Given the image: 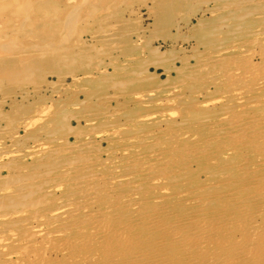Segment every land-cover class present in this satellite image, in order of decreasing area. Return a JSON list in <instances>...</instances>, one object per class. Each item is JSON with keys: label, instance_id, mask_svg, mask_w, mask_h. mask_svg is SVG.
<instances>
[{"label": "rangeland", "instance_id": "rangeland-1", "mask_svg": "<svg viewBox=\"0 0 264 264\" xmlns=\"http://www.w3.org/2000/svg\"><path fill=\"white\" fill-rule=\"evenodd\" d=\"M164 1L167 4H164ZM18 2L17 4L12 2L10 7L0 10V67L2 68V64L6 62H8L7 65L13 64L15 67H11V70L7 71L3 69L0 74V143L4 144L0 147V166L2 165L0 167V184L3 185H0V194L2 195L0 205L4 204V207L0 206V214L4 215V218L8 213L4 219L1 217L4 221L0 225V234L3 232V235H0V252L3 255L0 254V264L3 262L12 264L14 259L18 262L22 258L25 259L24 256L30 257H26L25 260L18 263L14 261V264L21 262V264L28 262V264H39V261L43 259L42 255L46 257H44V261H41V264H46V262L47 264H67L68 260L71 261L68 264H104L106 258H109L106 251H115L118 254L114 259L117 264H133L135 262L146 264L148 261H151L152 264H196V262L200 264L202 258V261L204 259L207 261L206 263L204 260L203 264H208L212 260L211 257L217 255L219 251L220 254H225L227 257L224 264H254L255 262V264H264V249L262 247L246 243L245 246L238 243L239 240L244 242V235L246 238L264 236V230L260 227L264 225V214H252L264 205V201L262 203L261 200L252 199V195H249V189L254 185L251 180H254V177L264 178V149H262V153L252 150L253 140L259 135L264 137V0H98V2L97 0H18ZM162 3L164 7L166 5L169 12L162 10ZM225 3L231 4L224 7ZM69 5H73L78 14L75 22L68 19L71 17L69 11L73 8ZM182 5L186 9H183ZM209 7H211L210 10H216L213 15L209 11L200 14L203 9H209ZM187 9H190L189 12ZM137 10L140 17L138 20L134 18V13ZM170 11L173 13L170 14ZM185 12L188 16L185 15ZM230 12H237L238 16L234 17ZM166 13L167 15L164 16ZM229 16L231 19L228 18ZM199 18L202 19L199 22L200 25L196 23ZM215 18L216 21H214ZM237 18L239 20L241 18V21H237ZM44 37L47 38L44 39ZM40 41H45L46 44L51 43L48 44L51 47L55 45L56 51L48 52L49 56L39 57L34 47L35 45L39 46V43H41L40 46L44 44ZM75 51L78 57L74 61L56 63L58 56L70 52L75 53ZM40 52H43V49ZM79 57L82 60H79ZM218 59L223 60L217 62ZM11 62L12 64H10ZM26 65L31 69L27 70L21 67ZM238 92L239 95H237ZM236 120L240 123H237ZM258 123H262L261 126ZM238 124H242V126H237ZM65 125L71 129V132H66ZM248 125L256 127L252 126L248 129ZM238 129H245L243 134L241 133L242 136L240 135L241 131L236 132ZM256 130L258 131L256 132ZM227 132L231 133L225 135ZM251 132L253 135H250ZM231 135L234 136L231 137ZM235 136L237 140L234 139ZM238 136H244L243 140L240 137L239 142ZM234 142L237 143L233 144ZM74 144L78 146H74ZM39 150L41 151L38 152ZM82 156L87 159V162L80 163L84 162ZM91 160L94 163H91ZM68 161H73L72 165L65 163ZM62 163L67 166L63 167L65 165ZM104 167L105 170H103ZM113 168L114 170H112ZM45 170H49V172L52 170V172L49 174ZM9 172L15 175H25L24 177L29 174L27 177L29 180L26 179V182L23 183L30 184V186H27L28 189L25 188L24 192L30 190L28 194L31 195V192L34 194L32 193L30 197L27 195L29 199L26 198V202L25 200L22 202L19 194L14 193L16 191L14 183L12 180L10 183L7 177ZM95 172L98 174L96 175ZM214 172L217 174L215 175ZM39 173L40 175H38ZM31 174L35 177L31 178ZM157 174L159 176L164 174V176L157 177ZM84 175H87L86 177L89 179L80 178ZM96 176L102 177L100 179ZM31 179L33 180L31 181ZM92 179L95 185L99 184L97 187H106L103 188L108 196L105 200L101 198L94 203V200H91L87 194L80 195L79 191L83 189L84 180L90 184ZM110 180L113 181L112 184ZM37 182L41 184H37ZM42 182H46L45 185ZM6 183H8L7 188L10 189L6 188ZM33 184H36L37 187ZM124 184H128V186ZM37 188L40 190L35 192ZM3 192L8 193V196H3ZM48 192L50 194H47ZM43 194L44 196H42ZM33 199L37 200L34 202ZM45 200L50 202H44ZM37 201L44 204L41 205ZM67 201L70 205L66 203ZM80 202L85 203L80 204ZM9 203L19 206L14 207L13 204V207H10ZM28 205L34 206L29 209ZM5 207L7 208L4 209ZM22 207L29 208H24L25 210L22 211ZM114 209L117 210V218L121 217L119 220L109 218L111 217L109 215H116ZM12 210L16 211L9 213ZM57 210L58 212H56ZM96 210L97 212H95ZM153 210L154 212H152ZM18 211L19 214H17ZM110 211L114 213L111 214ZM242 212L252 214V217L249 218L245 215L242 220ZM57 213L59 216L54 217L57 218L55 220L52 217L58 215ZM94 213L95 215H92ZM15 214L17 215L15 216ZM144 215L158 219V221L154 219L153 223L156 222L160 229L154 230L148 221L140 223L141 221L138 220ZM89 216L97 217L99 223L102 221L100 229L104 230L106 226L111 228H106L107 230L105 229L103 234L98 229L96 236L89 234L85 228L79 232L81 234L75 236L74 223H79ZM195 216L199 217L198 221ZM127 217L129 220L126 219ZM15 219L16 222L23 220L22 224L18 223L20 227L18 225L15 226L17 229L10 228L8 225L5 227L9 221ZM26 220L27 222H25ZM107 220L109 224H106ZM30 221L34 222V225L39 223L41 229L49 232V235L56 230L54 235L57 236V232L61 228L64 229L58 233L60 236H54L52 239L50 237L53 241L52 244L56 243L53 248L51 247L52 249L48 246L50 244L47 243L45 246L46 241L39 238L31 237V243L27 242L28 237L23 235H28ZM195 221L199 224H194ZM220 223L222 224L220 225ZM62 224L64 225L62 226ZM71 224L73 225L68 227ZM165 224L166 226L163 227L162 225ZM183 224L187 228L186 230H183L185 229ZM185 224L190 225L187 227ZM203 224L205 225L203 226ZM122 226L125 227L121 229ZM195 227L204 228V232L208 233H204V236L203 233H201L202 235L198 234ZM216 227L218 228L216 229ZM181 228L183 229L181 230ZM172 229L178 230L180 235L176 236L175 234L178 232L172 231ZM210 229L216 230L211 231ZM111 230L112 233L107 234ZM191 230H195L193 232L195 235ZM113 231L117 233L114 234ZM165 233L167 234L165 235ZM121 234L124 236L118 237ZM184 234L186 236L190 234L187 237L188 240L192 235L194 237L199 235L193 237L196 240L195 244L199 247H196L192 241L193 238L189 242ZM110 235L111 237H109ZM173 235L175 236L173 237ZM207 235L208 238H206ZM210 235L212 238H209ZM214 235H216V240H214ZM124 237H126L124 241L130 245L120 242ZM77 238L82 242L81 240L79 242ZM68 239L70 240L68 241ZM179 239H181V243L178 242ZM5 240L6 242H4ZM63 240H66L67 244L58 243ZM37 241L41 242L45 248L43 245H38ZM186 242L190 244L193 242L192 245L195 247ZM119 243H122L121 246ZM186 244H188L187 248ZM24 245L27 248L32 246L31 248H35L36 251L31 248L25 250L26 247H22ZM80 245L82 248L79 249ZM9 246L12 249L8 250ZM16 246H19L18 250ZM127 246L131 249L130 251L134 248L135 250L139 249L138 251L143 252V257H140L141 259L132 258V252H129ZM114 247H116L115 250ZM199 248H206L205 251L208 254L204 252V249ZM6 250L7 252H5ZM16 251L19 252L14 253ZM33 252L35 254L38 252L39 255L36 256ZM29 253L31 254L29 255ZM122 253H126V257ZM134 253L136 252L134 251ZM149 253L150 255H148ZM187 254L189 255L186 256ZM19 255L22 258H18ZM39 256L41 257L38 258ZM223 257L225 258L224 255ZM238 257L241 258L238 259ZM27 259L28 262H26ZM120 260L122 261L119 262ZM145 260L148 261L144 262ZM182 260L186 262L184 263ZM216 263L221 264L219 261L211 264Z\"/></svg>", "mask_w": 264, "mask_h": 264}, {"label": "bare ground", "instance_id": "bare-ground-1", "mask_svg": "<svg viewBox=\"0 0 264 264\" xmlns=\"http://www.w3.org/2000/svg\"><path fill=\"white\" fill-rule=\"evenodd\" d=\"M85 1H86V0H85ZM110 1H111V0H110ZM167 1H168V0H167ZM245 1H246V0H245ZM12 2H13V3H16V4L19 3L18 0H0V10H2V9H6L7 7H10V4H11ZM94 2H95V1H94ZM97 2H98V0H97ZM175 2H178V1H175ZM46 3H47V2H46ZM227 3H228V2H227ZM240 3H241V2H240ZM93 4H94V3H93ZM101 4H102V3H101ZM158 4H159V3H158ZM164 4H167V2L164 1ZM225 4H226V3H225ZM229 4H231V3H229ZM229 4H228V5H229ZM45 5H46V4H45ZM95 5H96V4H95ZM184 5H186V4H184ZM184 5H182V7H183V9H186V8L184 7ZM228 5L226 4V5H224V7H225V6H228ZM237 5H238V4H237ZM19 6H20V4H19ZM67 6H68V5H67ZM69 6H71V5H69ZM76 6H77V5H76ZM86 6H88V5H86ZM92 6H93V5H92ZM161 6H163V8H162V7H161V8H162V10H163L164 12H167V11L169 12V9L166 7V5H165V7H164V5H163V3H162ZM229 6H230V5H229ZM64 7H65V6H64ZM71 7H73V5H72ZM187 7H188V6H187ZM217 7H218V6H217ZM220 7H221V6H220ZM224 7H222V8H224ZM16 8H18V7L16 6ZM76 8H77V7H76ZM92 8H94V6H93ZM95 8H96V7H95ZM161 8H160V10H161ZM210 8H211V7H209V9H207V8H206L205 10L203 9V11L200 12V14L202 15V14H204L206 11H209V12L213 15V12L216 11V10H214V9H216V8H215V6H214V9H212V10H210ZM222 8H221V9H222ZM18 9H19V8H18ZM18 9H17V10H18ZM42 9L44 10L45 8H42ZM48 9H49V8H48ZM52 9H53V8H52ZM59 9H60V8H59ZM87 9H88V8H87ZM190 9H192V8H190ZM190 9H187L188 12H189ZM70 10H71V11H69V12H70V14H71V17H68V16H67V17H68V19H71L72 22H75V20L78 18V14L76 13V9H75V7H73V8H71ZM92 10H93V9H92ZM170 10H172V9L170 8ZM24 11H25V10H24ZM82 11H83V10H82ZM172 11H173V10H172ZM58 12H59V11H58ZM138 12H139V11L137 10V12L134 13L135 17H134V15H133V17H134L136 20L140 19ZM59 13H60V12H59ZM172 13H173V12H172ZM172 13H171V11H170V14H172ZM185 13H186V14H185ZM185 13H184V14L187 15V12H185ZM194 13H195V11H194ZM210 13H208V14H210ZM230 13H232L234 17L238 16L237 12H235V13H234V12H230ZM44 14H45V13H44ZM52 14H53V13H52ZM70 14H69V16H70ZM159 14H160V12H159ZM170 14H169V15H170ZM190 14H191V13H190ZM211 14H210V15H211ZM249 14H250V13H249ZM23 15H24V14H23ZM29 15H30V14H29ZM89 15H90V14H89ZM162 15H164V14H162ZM166 15H167V13H166L164 16H166ZM191 15H193V14H191ZM201 15H200V16H201ZM205 15H206V14H205ZM212 15H211V16H212ZM244 15H245V14H244ZM140 16H141V15H140ZM187 16H188V15H187ZM200 16H198V17H200ZM138 17H139V18H138ZM189 17H190V15H189ZM189 17H188V18H189ZM240 17H241V16H240ZM188 18H187V19H188ZM221 18H222V17H221ZM221 18H220V20H221ZM228 18H230V16H229ZM68 19H67V20H68ZM156 19H157V18H156ZM205 19H206V18H205ZM230 19H231V18H230ZM230 19H229V20H230ZM235 19H236V18H235ZM235 19H233V20H235ZM22 20H23V19H22ZM136 20H135V21H136ZM201 20H202L201 18L197 19V20H196V23H197L198 25H200L199 22H201ZM209 20H210V19H209ZM238 20H239V19L237 18V21H238ZM71 21H70V22H71ZM210 21H211V20H210ZM212 21H213V19H212ZM214 21H216V18H215ZM223 21H224V20H223ZM227 21H228V20H227ZM239 21H241V18H240ZM136 22H137V21H136ZM167 23H168V22H167ZM185 23H187V22H185ZM213 23H215V22H213ZM222 23H223V22H222ZM236 23H240V22H236ZM236 23H235V24H236ZM197 24H196V25H197ZM208 24H209V23H208ZM235 24H234V25H235ZM60 25H61V24H60ZM19 26H20V25H19ZM33 26H34V25H33ZM221 26L223 27L224 25L222 24ZM65 27H66V25H65ZM219 27H220V26H219ZM237 27H240V26H237ZM5 28H6V27H5ZM17 28H18V27H17ZM48 28H49V27H48ZM57 28H58V27H57ZM79 28H80V27H79ZM209 28L212 29L211 27H209ZM21 29H22V28H21ZM210 29H209V30H210ZM55 30H56V29H55ZM222 30H223V29H222ZM59 31H60V30H59ZM50 32H51V31H50ZM63 32H64V31H63ZM55 33H56V32H55ZM213 33L215 34V33H217V32H213ZM37 34H38V33H37ZM217 34H219V33H217ZM252 34H253V33H252ZM15 36H16V35H15ZM204 36L206 37V35H204ZM52 37H53V36H52ZM34 38H35V36H34ZM46 38H47V37H46ZM46 38L44 37V39H46ZM57 38H59V37H57ZM11 39H12V38H11ZM44 39H43V40H44ZM51 39H52V38H51ZM59 39H60V38H59ZM41 40H42V39H41ZM49 40H50V39H49ZM40 42H42V43L44 42V44H43L42 46H40L41 43H39V44H40L39 46H38V45H37V46L35 45V47H34V49L37 50V52H38L37 55H38L39 57H45V56H47V55L49 56V55H50V54H49L50 52H55V51H56V49H55V45L51 47V46H48L49 43L46 44L45 41H40ZM49 42H50V41H49ZM52 42H53V41H52ZM85 43H87V42H85ZM90 43H91V41H90ZM19 44H20V43H19ZM50 44H51V43H50ZM50 44H49V45H50ZM52 44H53V43H52ZM57 44H58V43H57ZM91 44H93V43H91ZM91 44H90V45H91ZM21 45H22V44H21ZM87 45H88V44H87ZM257 45H258V44H257ZM92 46H93V45H92ZM234 46H235V45H234ZM234 46H233V47H234ZM49 47H51V48H49ZM85 47H86V46H85ZM89 47H90V46H89ZM89 47H88V48H89ZM231 47H232V46H231ZM233 47H232V48H233ZM65 48H66V47H65ZM82 48H83V47H82ZM238 48H239V47H238ZM260 48H262V47H260ZM3 49H4V48H3ZM41 49H43V52H40ZM59 49H60V48H59ZM83 50H84V48H83ZM226 50H227V49H226ZM80 51H81V50H80ZM255 51H256V50H255ZM30 52H31V51H30ZM30 52H29V53H30ZM33 52H34V50H33ZM35 52H36V51H35ZM48 52H49V53H48ZM58 52H59V51H58ZM82 52H83V51H82ZM85 53H86V52H85ZM241 53H242V52H241ZM241 53H240V54H241ZM30 55H31V54H30ZM57 55H58V54H57ZM78 55H79V54H78ZM245 55H246V54H245ZM245 55H244V56H245ZM80 56H81V55H80ZM161 56H162V55H161ZM259 56H260V55H259ZM55 57H56V55H55ZM77 57H78V56H77L76 51H75V53L70 52V53L63 54V55L58 56L56 63H57V62H60V61H63V63H64V62H65V63H66V62H69V63H70V61H71V62L74 61L75 58H77ZM88 57H89V56H88ZM159 57H160V56H159ZM245 57H246V56H245ZM263 57H264V56H263ZM52 58H54V57H52ZM85 58H86V57H85ZM215 58H216V57H215ZM217 58H219V57H217ZM220 58H223V57H220ZM79 60H82V59H80V57H79ZM79 60H78V61H79ZM84 60H85V59H84ZM162 60H163V59H162ZM212 60H213V59H212ZM221 60H223V59H218L217 62H220ZM39 62H40V61H39ZM204 62H205V61H204ZM6 63H8V62H6ZM6 63H5V64H2V65H3L2 68L0 67V74L3 72V69L7 71V70H11V67H13L12 62L10 63V64H12L11 66H10V65H7ZM13 63H15V62H13ZM15 64H17V63H15ZM54 64H55V63H54ZM221 64H222V63H221ZM84 65H85V64H84ZM14 66H15V65H14ZM56 66H57V65H56ZM212 66H213V65L211 64V67H212ZM219 66H220V64H219ZM235 66H237V65H235ZM256 66H257V65H256ZM260 66H262V65H260ZM21 67H22V68H25V69H27V70L31 69V67H28L27 65H26V66H21ZM206 67H207V66H206ZM13 68H15V67H13ZM257 68H258V67H257ZM260 68H262V67H260ZM244 69H245V68H244ZM252 70H253V69H252ZM227 71H228V70H227ZM227 71H226V73L229 72V71H228V72H227ZM230 72H231V71H230ZM259 72H261V71H259ZM88 73H89V72H88ZM103 73H104V72H103ZM233 73H234V72H233ZM20 74H21V73H20ZM100 74H101V73H100ZM104 74H105V73H104ZM104 74H102V75H104ZM106 74H107V73H106ZM230 74H231V73H230ZM259 74H261V73H259ZM85 75H86V74H85ZM231 75H233V74H231ZM235 75L237 76L238 74H235ZM106 76H108V75H106ZM238 76H239V75H238ZM243 77H244V76H243ZM230 78H231V77H230ZM239 79H240V78H239ZM263 79H264V78H263ZM253 80H254V79H253ZM261 80H262V79H261ZM261 80H260V81H261ZM260 83H261V82H260ZM263 83H264V81H263ZM261 84H262V83H261ZM120 85H121V84H120ZM258 85H259V83H258ZM261 88H262V87H261ZM259 89H260V88H259ZM240 94H241V93H240ZM235 95H236V94H235ZM237 95H239V92H238ZM240 97H241V96H240ZM247 97H248V96H247ZM239 99H240V98H239ZM239 101H240V100H239ZM41 112H42V111H41ZM249 120H250V119H249ZM251 120H252V119H251ZM254 120H255V119H254ZM243 121H245V120H243ZM236 122H237V120H236ZM245 122H247V121H245ZM251 122H253V121H251ZM251 122H250V123H251ZM179 123H180V122H179ZM200 123H201V122H200ZM237 123H240V122L238 121ZM247 123H248V122H247ZM62 124H63V123H62ZM205 124H206V123H205ZM233 124H234V122H233ZM248 124H249V123H248ZM259 124H260V126H261L262 123H258V125H259ZM263 124H264V123H263ZM235 125H236V124H235ZM250 125H251V124H250ZM255 125L257 126V124H255ZM255 125H252L253 128L256 127ZM237 126H240V127H241L242 124H238ZM237 126H236V128H239V127H237ZM244 126H247V125L244 124ZM252 126H250V127H252ZM254 126H255V127H254ZM72 127H73V126H72ZM227 127H228V126H227ZM250 127H249V125H248V129H249ZM62 128H63V127H62ZM64 128L67 130V131L65 130L66 132H71V129H69L66 125L64 126ZM202 128H203V127H202ZM224 128H225V127H224ZM244 128H245V127H244ZM210 129H211V128H210ZM234 129H235V127H234ZM234 129H233V130H234ZM227 130H228V129H227ZM229 130H230V129H229ZM231 130H232V129H231ZM244 130H245V129H244ZM244 130H242V129H238V130H236V132L241 131V132H240V135H241V133L243 134ZM246 130H247V129H246ZM261 130H262V129H261ZM224 131H225V130H224ZM257 131H258V130H256V132H257ZM0 132H1V131H0ZM236 132H235V133H236ZM253 132H254V131H253ZM176 133H177V132H176ZM223 133H224V132H223ZM223 133H222V135H223ZM230 133H231V132H230ZM230 133L227 132L225 135H228V134H230ZM258 133H259V132H258ZM258 133H257V134H258ZM262 133H263V132H262ZM233 134H234V133H233ZM251 134H252V132L250 133V135H251ZM254 134H255V133H254ZM260 134H261V133H260ZM235 135H236V134H235ZM238 135H239V134H238ZM244 135H245V134H244ZM252 135H253V134H252ZM258 135H259V134H258ZM184 136H186V135H184ZM216 136H217V134H216ZM216 136H215V137H216ZM233 136H234V135H233ZM233 136L231 135V137H233ZM241 136H242V135H241ZM241 136H238V139H239ZM254 136H255V135H254ZM261 136H262V135H261ZM181 137H182V136H181ZM228 137H229V136H228ZM243 137H244V136H243ZM243 137H241V140H243V139H242ZM259 137H260V135H259L257 138H259ZM10 138H11V137H10ZM172 138H173V137H172ZM172 138H171V139H172ZM211 138H212V137H211ZM255 138H256V136H255ZM255 138H253V139H255ZM257 138H256V139H257ZM234 139L237 140V137L235 136ZM253 139H252V140H253ZM256 139H255V140H256ZM33 140H34V139H33ZM156 140H158V139H156ZM255 140H253L252 150H253V151H256V152H259V153H262V152H263L262 149H264V137H260V138L258 139V141H256V142H255ZM89 141H90V140H89ZM238 141L240 142V139H239ZM35 142H36V141H35ZM83 143H84V141H83ZM133 143H134V142H133ZM133 143H132V144H133ZM205 143H206V142H205ZM231 143H232V142H231ZM235 143H237V142H234L233 144H235ZM64 144H65V143H64ZM77 144H78V143H77ZM174 144H175V143H174ZM174 144H173V145H174ZM75 145H76V144H74V146H75ZM88 145H89V144H88ZM242 145H243V144H242ZM2 146H4V144H3V143H0V147H2ZM76 146H78V145H76ZM79 146H80V145H79ZM85 146H86V145H85ZM230 146H231V145H230ZM249 146H250V145H249ZM63 147H64V146H63ZM65 147H66V146H65ZM82 147H83V146H82ZM147 147H148V146H147ZM174 147H175V146H174ZM194 147H195V146H194ZM232 147H233V146H232ZM232 147H231V148H232ZM237 147H239V146H237ZM56 148H58V147H56ZM68 148H69V147H68ZM149 148H150V147H149ZM149 148H148V150H149ZM176 148H177V147H176ZM176 148H173V149H176ZM189 148H190V147H189ZM0 149H1V148H0ZM78 149H79V147H78ZM173 149H171V150H173ZM192 149H193V148H192ZM199 149H200V148H199ZM201 149H202V148H201ZM232 149H235V148H232ZM57 150H58V149H57ZM57 150H56V151H57ZM61 150H62V149H61ZM65 150H66V149H65ZM68 150H69V149H68ZM87 150L89 151V149H87ZM95 150H96V149H95ZM185 150H188V149H185ZM197 150H198V149H197ZM197 150H196V151H197ZM40 151H41V150H39L38 152H40ZM43 151H44V149H43ZM62 151H63V150H62ZM85 151H86V150H85ZM96 151H98V150H96ZM96 151H95V152H96ZM238 151H239V150H238ZM4 152H5V151H4ZM4 152H1V153H4ZM35 152H36V151H35ZM53 152H54V150H53ZM64 152H65V151H64ZM64 152H63V153H64ZM68 152H69V151H68ZM78 152L81 153V151H78ZM82 152H83V151H82ZM140 152H141V151H140ZM152 152H154V151H152ZM185 152L187 153V151H185ZM242 152H243V151H242ZM55 153H56V152H55ZM55 153H54V154H55ZM57 153H58V152H57ZM74 153H75V152H74ZM34 154H35V153H34ZM76 154L78 155L79 153H76ZM133 154H134V153H133ZM6 155H7V154H6ZM8 155H9V154H8ZM29 155H30V154H29ZM80 155H83V154H80ZM142 155H143V154H142ZM66 156H67V155H66ZM138 156H139V155H138ZM138 156H136V157H138ZM260 156H261V155H260ZM260 156H259V157H260ZM5 157H6V156H5ZM5 157H4V158H5ZM78 157H79V156H78ZM82 157H83V156H82ZM82 157H81V158H82ZM91 157H92V156H91ZM111 157H112V156H111ZM150 157H151V156H150ZM185 157H186V156H185ZM11 158H12V157H11ZM68 158H70V157H68ZM76 158H77V157H76ZM81 158H80V159H81ZM83 158H84V157H83ZM94 158H95V156H94ZM115 158H116V157H115ZM176 158H177V157H176ZM186 158H187V157H186ZM45 159H47V158H45ZM59 159H60V158H59ZM80 159H79V160H80ZM88 159H89V158H88ZM98 159H99V158H98ZM15 160H16V159H15ZM62 160H63V159H62ZM75 160H76V159H75ZM86 160H87V159L84 158V160H83L84 162L81 161L80 163H85ZM95 160H96V159H95ZM103 160H104V159H103ZM112 160H113V159H112ZM165 160H166V159H165ZM52 161H53V160H52ZM76 161H77V160H76ZM91 161H92V160H91ZM141 161H142V160H141ZM72 162H73V161H68V162H65V163H68V164L72 165ZM86 162H87V161H86ZM105 162H106V161H105ZM136 162H137V161H136ZM139 162H140V161H139ZM262 162H263V161H262ZM262 162H260V163H262ZM74 163H76V162H74ZM91 163H94V162L92 161ZM116 163H117V162H116ZM133 163H134V162H133ZM258 163H259V162H258ZM62 164H64V163H62ZM145 164H146V163H145ZM164 164H165V163H164ZM64 165H65V164H64ZM82 165H84V164H82ZM99 165H101V164H99ZM103 165H104V164H103ZM107 165H108V164H107ZM118 165H119V164H118ZM166 165H167V164H166ZM183 165H184V164H183ZM1 166H2V165H1ZM1 166H0V167H1ZM66 166H67V165H65V166H63V167H66ZM68 166H69V165H68ZM96 166H98V165H96ZM133 166H134V165H133ZM141 166H142V165H141ZM152 166H153V165H152ZM57 167H58V166H57ZM63 167H62V168H63ZM82 167H83V166H82ZM94 167H95V166H94ZM94 167H92V168H94ZM134 167H135V166H134ZM134 167H133V168H134ZM149 167L151 168V166H149ZM164 167H165V166H164ZM176 167H177V166H176ZM178 167H179V166H178ZM241 167H242V166H241ZM261 167H262V166H261ZM44 168H45V167H44ZM48 168H49V167H48ZM48 168H46V169H48ZM50 168H51V167H50ZM90 168H91V167H90ZM115 168H116V167H115ZM133 168H132V169H133ZM143 168H144V166H143ZM150 168H149V169H150ZM158 168H159V167H158ZM239 168H240V167H239ZM257 168H258V167H257ZM257 168H256V169H257ZM55 169H56V168H55ZM74 169H75V168H74ZM81 169H82V168H81ZM86 169H87V168H86ZM86 169H85V171H86ZM101 169H102V167H101ZM116 169H117V168H116ZM125 169H126V168H125ZM132 169H131V170H132ZM139 169H140V168H139ZM151 169H152V168H151ZM16 170H17V169H16ZM20 170L23 171V169H20ZM42 170H43V169H42ZM72 170H73V169H72ZM72 170H71V171H72ZM103 170H105V167H104ZM112 170H114V168H113ZM128 170H129V169H128ZM134 170H135V169H134ZM33 171H34V170H33ZM35 171H36V170H35ZM45 171H47L49 174H50V172H52V170H51L50 172H49V170H45ZM125 171H126V170H125ZM142 171H143V170H142ZM142 171H141V172H142ZM147 171H148V170H147ZM162 171H164V170L162 169ZM231 171H233V170H231ZM242 171H243V169H242ZM43 172H44V171H43ZM67 172H68V171H67ZM90 172H91V171H90ZM118 172H119V171H118ZM143 172H144V171H143ZM212 172H213V171H212ZM239 172H240V171H239ZM12 173H13V172H12ZM28 173L30 174V171H28ZM31 173H32V171H31ZM41 173H42V172H41ZM48 173H47V174H48ZM58 173H59V172H58ZM64 173L66 174V171H64ZM75 173L78 174L77 172H75ZM95 173H96V175L98 174L97 172H95ZM105 173H106V172H105ZM107 173H108V172H107ZM29 174H27V175L29 176ZM32 174H33V173H32ZM32 174L30 175L31 178H32V176H34V175H32ZM35 174H36V173H35ZM45 174H46V172L44 173V175H45ZM88 174H89V173H88ZM92 174H93V173H92ZM92 174H91V175H92ZM158 174H159V173H158ZM158 174H157V175H158ZM164 174H165V173H164ZM164 174H163V176H164ZM167 174H168V173H167ZM169 174H170V173H169ZM214 174L216 175L217 173L214 172ZM234 174H235V173H234ZM36 175H37V174H36ZM38 175H40V173H39ZM60 175H61V174H60ZM62 175H63V174H62ZM69 175H70V174H69ZM69 175H68V176H69ZM73 175H74V173H73ZM89 175H90V174H89ZM101 175H102V176H106L105 174H104V175L101 174ZM24 176H25V175H24ZM24 176H22V175H18V174H17V175H15V174H11L10 172L7 174V177L9 178L8 181L10 182V180H12V183H14V187H15L14 190H16L14 193L19 194L18 196H19L20 198H22V199H20V200H21V201H22V200H23V201L25 200V202H26V198L30 197V196L32 195V193L34 194V192H31V193H30L31 195L28 194V192H29L30 190H28V192H24V191H25L24 189H25V188L28 189L27 186H30V184L25 185V184L23 183L24 181L26 182V179H27V177H28V176H27V177H24ZM53 176H54V175H53ZM53 176H52V177H53ZM56 176H58V175H56ZM86 176H87V175H84L85 178H84L83 176H81L80 178H81V179H82V178H83V179H86V178L89 179V178L86 177ZM93 176H94V175H93ZM93 176H89V177H93ZM102 176H100V177L98 176V177L101 179ZM121 176H123V175H121ZM121 176H120V177H121ZM160 176H162V175H160ZM160 176L158 175L157 177H160ZM163 176H162V177H163ZM0 177H1V176H0ZM34 177H35V176H34ZM37 177H38V176H37ZM52 177H51V178H52ZM58 177H59V176H58ZM62 177H63V176H62ZM96 177H97V176H96ZM96 177H95V178H96ZM98 177H97V178H98ZM110 177H111V176H110ZM118 177H119V176H118ZM23 178H25V179L23 180ZM39 178H40V177H39ZM41 178H42V177H41ZM68 178H69V177H68ZM76 178H77V177H76ZM78 178H79V177H78ZM93 178H94V177H93ZM103 178H104V177H103ZM154 178H155V177H154ZM154 178H153V179H154ZM252 178H253V177H252ZM252 178H251V179H252ZM6 179H7V178H6ZM6 179H5V180H6ZM36 179H37V178H36ZM36 179H34V180H36ZM54 179H55V178H54ZM65 179H67V178H65ZM81 179H78V180H81ZM90 179H91V178H90ZM110 179H111V178H110ZM151 179H152V178H151ZM251 179H250V180H251ZM27 180H29V179H27ZM32 180H33V179H31V181H32ZM59 180H60V179H59ZM96 180H97V179H96ZM108 180H109V179H108ZM117 180H118V179H117ZM147 180H148V179H147ZM158 180H159V179H158ZM158 180H157V181H158ZM8 181H7V182H8ZM48 181H49V178H48ZM69 181H70V180H69ZM71 181H72V180H71ZM71 181H70V182H71ZM74 181H75V180H74ZM74 181H73V182H74ZM76 181H77V180H76ZM98 181H99V180H98ZM100 181H101V180H100ZM115 181H116V179H115ZM127 181H128V180H127ZM251 181L254 182V183H253L254 185L251 186V188L249 189V190H250L249 195H252V197H251L252 199L257 198V199L261 200L262 203H263V201H264V178H259V177L256 178V177H254V180H251ZM4 182H5V181H4ZM9 182H8V183H9ZM46 182H47V180H46ZM46 182H45V183H46ZM111 182H113V181L110 180V183H111ZM118 182H119V181H118ZM153 182H155V181H153ZM1 183H2V182H1ZM8 183H6V188H7ZM10 183H11V182H10ZM38 183H39V182H37V184H38ZM45 183L42 182V184H44V185H45ZM64 183H65V182H64ZM96 183H97V182H96ZM101 183H103V182H101ZM31 184H32V183H31ZM39 184H41V183H39ZM55 184H56V183H55ZM82 184H83V186H82L83 189H82L81 191H79L80 195H82V194H87V195L90 197L91 200H94V203L97 202V201H99V200H101V198L104 199V200L106 199L107 193H106V191L103 189L105 186H103V188H99V187H97L99 184H98V185H95L94 182H93V179H92V182H91L90 184H89V182L86 181V180H84V182H83ZM111 184H112V183H111ZM131 184H132V183H131ZM133 184H134V183H133ZM0 185H1V184H0ZM34 185H36V184H33V186H34ZM56 185H57V184H56ZM79 185H80V184H79ZM79 185H78V186H79ZM104 185H106V184H104ZM120 185H122V184H120ZM120 185H119V187H120ZM124 185H126V184H124ZM215 185H217V184H215ZM1 186H3V185H1ZM40 186H41V185H40ZM53 186H55V185H53ZM73 186H74V185H73ZM111 186H112V185H111ZM122 186H123V185H122ZM126 186H128V184H127ZM230 186H231V185H230ZM35 187H37V185H36ZM38 187H39V186H38ZM75 187H77V186H75ZM101 187H102V186H101ZM115 187H116V186H115ZM138 187H139V186H138ZM204 187H205V186H204ZM2 188H3V187H2ZM4 188H5V187H4ZM105 188H106V187H105ZM109 188H110V186H109ZM151 188H152V187H151ZM228 188H229V187H228ZM7 189H10V188H7ZM38 189L40 190V188H37V189H35V192H36V190L38 191ZM41 189H42V188H41ZM45 189H46V188H45ZM111 189H112V188H111ZM137 189H138V188H137ZM161 189H162V188H161ZM0 190H1V189H0ZM47 190H48V188H47ZM79 190H80V189H79ZM113 190H114V189H113ZM113 190H112V191H113ZM135 190H136V189H135ZM135 190H134V191H135ZM225 190H226V189H225ZM12 191H13V190H12ZM32 191H34V190H32ZM70 191H71V190H70ZM109 191H110V190H109ZM131 191H132V190H131ZM134 191H133V192H134ZM136 191H137V190H136ZM162 191H165V190H162ZM46 192H47V191H46ZM129 192H130V189H129ZM129 192H127V193H129ZM165 192H166V191H165ZM53 193H54V192H53ZM120 193H121V192H120ZM125 193H126V192H125ZM125 193H124V194H125ZM156 193H157V192H156ZM7 194H8V193H7ZM7 194H6V192H3V196H8ZM10 194H11V193H10ZM47 194H50V193L48 192ZM69 194H70V193H69ZM77 194H78V193H77ZM0 195H1V194H0ZM27 195H29V196L27 197ZM78 195H79V194H78ZM121 195H123V194L121 193ZM131 195H132V194H131ZM143 195H144V194H143ZM36 196H38V195H36ZM42 196H44V194H43ZM42 196H41V197H42ZM112 196H113V195H112ZM115 196H116V195H115ZM127 196H128V195H127ZM134 196H136V195H134ZM0 197H2V195H1ZM68 197H69V196H68ZM82 197H83V196H82ZM107 197H108V196H107ZM109 197H110V196H109ZM163 197H164V196H163ZM247 197H248V196H247ZM3 198H4V197H3ZM33 198H34V197H33ZM42 198H43V197H42ZM54 198H55V197H54ZM65 198H66V197H65ZM85 198H86V197H85ZM126 198H127V197H126ZM126 198H125V199H126ZM160 198H161V197H160ZM175 198H176V197H175ZM1 199H2V198H1ZM7 199H8V198H7ZM9 199H10V198H9ZM28 199H29V198H28ZM37 199H38V198H37ZM37 199H36V200H37ZM52 199H53V198H52ZM52 199H51V200H52ZM80 199H81V198H80ZM82 199H83V198H82ZM117 199H118V198H117ZM117 199H115V200H117ZM125 199H124V200H125ZM155 199H157V198H155ZM2 200H3V199H2ZM11 200H12V199H11ZM33 200H34V202L36 201L35 199H33ZM53 200H55V199H53ZM53 200H52V202H54ZM56 200H57V199H56ZM91 200H90V201H91ZM110 200H111V199H110ZM124 200H123V201H124ZM133 200H134V199H133ZM158 200H159V199H158ZM249 200H250V199H249ZM14 201H15V200H14ZM23 201H22V202H23ZM38 201H39V199H38ZM38 201H37V203H39ZM47 201H49V200H47ZM47 201L45 200L44 202H47ZM57 201H58V200H57ZM75 201H76V200H75ZM88 201H89V200H88ZM88 201H87V202H88ZM123 201H122V203H123ZM139 201H141V200H139ZM143 201H144V200H143ZM206 201H207V200H206ZM1 202H2V201H0V204H1ZM6 202H7V204H8V200H7ZM9 202H11V201H9ZM49 202H50V201H49ZM71 202H72V201H71ZM87 202H86V203H87ZM117 202L119 203V200H118ZM128 202H129V200L127 201V203H128ZM133 202H134V201H133ZM239 202H240V201H239ZM66 203L68 204V201H67ZM84 203H85V202H83V203L80 202V204H84ZM124 203H126V202H124ZM139 203H140V202H139ZM203 203H204V202H203ZM210 203H211V202H210ZM240 203H241V202H240ZM2 204H3V203H2ZM13 204H14V203H13ZM13 204L9 203L10 207H13ZM30 204H31V202H30ZM39 204L42 205V204H44V203H41V202H40ZM45 204H46V203H45ZM60 204L62 205V203H60ZM110 204H111V203H110ZM133 204H134V203H133ZM258 204H259V203H258ZM5 205H6V204H5ZM15 205H17V204H14V207H18V206H19V205H17V206H15ZM24 205H25V204H24ZM68 205H70V204H68ZM73 205H77V204H73ZM87 205H88V204H87ZM89 205H90V204H89ZM117 205H118V204H117ZM117 205H115V206H117ZM134 205H135V204H134ZM160 205H161V204H160ZM0 206H3V207H4V204H3V205H0ZM6 206L9 207L8 205H6ZM26 206H27V205H26ZM28 206H30V205H28ZM33 206H34V205L30 206V208H29V207H24V208H26V209H27V208L32 209ZM115 206H114V207H115ZM130 206H133V205H130ZM167 206H168V205H167ZM188 206H189V205H188ZM3 207H2V209H3ZM7 207H5L4 209H6ZM56 207H57V206H56ZM69 207H70V206H69ZM84 207H87V206H84ZM134 207H135V206H134ZM154 207H155V206H154ZM163 207H164V206H163ZM242 207H243V206H242ZM22 208H23V207H22ZM22 208H21V210H22ZM24 208H23L22 211L25 210ZM57 208H58V207H57ZM74 208H75V207H74ZM74 208H73V209H74ZM108 208H109V207H108ZM108 208H107V209H108ZM110 208H111V207H110ZM128 208H129V207H128ZM131 208H132V207H131ZM156 208H157V207H156ZM164 208H165V207H164ZM201 208H202V207H201ZM61 209H62V208H61ZM61 209H59V210L61 211ZM76 209H77V207H76ZM80 209H81V207H80ZM122 209H124V208H122ZM153 209H155V208H153ZM0 210H1V209H0ZM21 210H19V211H21ZM62 210H63V209H62ZM68 210H69V209H68ZM71 210H72V209H71ZM84 210H85V209H84ZM120 210H121V209H120ZM190 210H191V209H190ZM15 211H16V210H15ZM15 211L12 210V211H9V213H10V212H15ZM19 211H18L17 214H19ZM50 211H51V210H50ZM64 211H65V210H64ZM74 211H76V210H74ZM74 211H73V212H74ZM100 211H101V210H100ZM102 211H103V210H102ZM107 211H108V210H107ZM159 211H162V210H159ZM164 211H165V210H164ZM225 211H226V210H225ZM43 212H44V211H43ZM48 212H49V211H48ZM56 212H58V210H57ZM95 212H97V210H96ZM114 212H115L116 215H113V216H112V215H109V216H111V217H109V218H114V219H116V218L118 217V213H116L117 210L114 209ZM114 212H113V211H110L111 214L114 213ZM152 212H154V210H153ZM152 212H151V213H152ZM155 212H157V211H155ZM200 212H201V211H200ZM32 213H33V212H32ZM34 213H35V212H34ZM34 213H33V214H34ZM40 213H42V212H40ZM40 213H37V214L40 215ZM51 213H52V211H51ZM51 213H50V214H51ZM67 213H68V212H67ZM87 213H88V212H87ZM91 213H92V212H91ZM91 213H90V214H91ZM98 213H99V211H98ZM120 213H121V212H120ZM162 213H163V212H162ZM197 213H198V212H197ZM256 213H257V214H260V215L264 214V205L261 206L258 210H256V211H255L254 213H252V214H256ZM17 214H15V216H16ZM22 214H23V213H22ZM35 214H36V213H35ZM52 214H53V213H52ZM57 214H58V213H57ZM62 214H63V213H62ZM78 214H79V213H78ZM96 214H97V213H96ZM133 214H134V213H133ZM145 214H146V213H145ZM252 214H248V213H246V212H242V215H243V217H242L243 219H242V220H244V216H245V215H247V216L250 218V217H252ZM6 215H8V213H7ZM6 215H5V217H7ZM30 215H31V214H30ZM71 215H72V214H71ZM71 215H70V216H71ZM92 215H95V213L92 214ZM3 216H4V215H3ZM3 216H1V214H0V225H1L2 222L4 221V220L1 219V217L3 218ZM11 216L13 217L12 214H11ZM11 216H9V217H11ZM33 216H34V215H33ZM33 216H32V217H33ZM56 216H59V214L53 216L52 218H54V217H56ZM62 216H63V215H62ZM68 216H69V215H68ZM106 216H107V215H106ZM139 216H140V215H139ZM263 216H264V215H263ZM5 217H4V218H5ZM39 217H40V216H39ZM39 217L37 216V218H39ZM60 217H61V216H60ZM103 217H104V216H103ZM103 217H102V218H103ZM195 217H196V216H195ZM216 217H217V216H216ZM227 217H228V216H227ZM248 217H247V218H248ZM253 217H254V216H253ZM257 217H258V216H257ZM4 218H3V219H4ZM24 218H25V217H24ZM34 218H35V217H34ZM50 218H51V217H50ZM64 218H65V217H64ZM67 218H68V217H67ZM96 218H97V217H95V216H89L88 218H84V219H83L82 221H80V222L78 221L79 223H76V224L74 223V225H73V224L68 225V227H70V226H72V225L74 226L73 229H75V236L81 234V233H79V232H82L81 230H83V229H85V228H86V230L88 231V233L91 234V235L93 234V236H96V233L98 232V231H97L98 229H99V232L103 234V233H104V230H105L106 228H107V229L109 228V227L106 226V224H109V222H108L109 218H108V220H107V223L105 222L106 224L103 223V224H105V226H106V228H105L104 230L100 229V228H102V227H100V223H101L102 221L99 223V221H98ZM99 218H100V217H99ZM102 218H101V219H102ZM119 218H121V217H119ZM119 218H117V219L119 220ZM128 218H129V217H127L126 219H128ZM187 218H188V217H187ZM197 218H199V217H196V220H197ZM232 218H233V217H232ZM237 218H238V217H237ZM21 219H22V218H21ZM21 219H20V220H21ZM40 219H42V218L40 217ZM47 219H48V218H47ZM47 219H46V221H48ZM54 219L57 220V218H54ZM65 219H66V218H65ZM114 219H113V220H114ZM131 219H132V218H131ZM139 219H140V220H138V221H141L140 223H143L144 221H146V222L148 221V222L150 223V225H151V228H153L154 230L160 229V228L158 227V224H157L155 221H154L155 224L153 223V220L156 219L155 217H150V215H144V216H141ZM175 219H176V218H175ZM209 219H210V218H209ZM221 219H223V218H221ZM233 219H234V218H233ZM253 219H254V218H253ZM253 219H252V220H253ZM7 220H8V219H7ZM18 220H19V219H18ZM31 220H32V218H31ZM35 220H36V219H35ZM79 220H80V219H79ZM128 220H129V219H128ZM189 220H190V219H189ZM235 220H237V219H235ZM252 220H250V221H252ZM16 221H17L16 219H15V220H11V221H9L8 224L5 225V227H7V225H8L10 228H11V227H15V226L18 225V223H21L23 220L20 221V222H16ZM36 221H37V220H36ZM43 221H45V220H43ZM59 221H60V220H59ZM110 221H112V220H110ZM156 221H158V219H156ZM177 221H178V220H177ZM186 221H187V220H186ZM186 221H185V222H186ZM190 221H191V220H190ZM197 221H198V220H197ZM215 221H216V220H215ZM217 221H218V219H217ZM217 221H216V222H217ZM231 221H232V220H231ZM248 221H249V220H248ZM25 222H27V220H26ZM41 222H42V221H41ZM160 222H161V221H160ZM160 222H159V223H160ZM166 222H167V221H166ZM172 222H173V221H172ZM182 222H183V221H182ZM202 222H203V221H202ZM208 222H209V221H208ZM227 222H228V221H227ZM232 222H233V221H232ZM70 223H71V222H70ZM117 223H118V221H117ZM152 223H153V224H152ZM188 223H189V222H188ZM195 223L199 224V223L196 222V221L194 222V224H195ZM237 223H239V222H237ZM237 223H236V226L238 225ZM254 223H255V222H254ZM21 224H22V223H21ZM21 224H20V225H21ZM29 224H30V227L28 228V232H27L28 235H27V234H24V235L22 234L24 237H25V236L28 237V238H27V242H30V243H31V240H30L31 237L34 238V239L39 238V239L42 240V241H46V244H44L45 246H47V243H48V244H50V245H48V246H49L50 248H51V247L53 248V245H55L56 243H55V244H54V243L52 244L53 241H52L51 239H52V237L55 236L54 233L56 232V230H55V232L53 231L54 233L52 232L53 234L49 235V234H50L49 232H45V231H43V229H41V226H40L39 223H38V225H37V224L34 225V222H31V221H30ZM29 224H28V225H29ZM32 224H33V225H32ZM42 224H43V223H42ZM103 224H102V225H103ZM122 224H123V223H122ZM161 224H163V223H161ZM200 224H202V223H200ZM215 224H216V223H215ZM221 224H222V223H220V225H221ZM226 224H227V223H226ZM243 224H244V223H243ZM63 225H64V224H62V226H63ZM102 225H101V226H102ZM130 225H131V224H130ZM172 225L174 226L173 223H172ZM185 225H186V224H185ZM187 225H190V224H187ZM187 225H186V226H187ZM204 225H205V224H203V226H204ZM210 225H211V223H210ZM210 225H209V226H210ZM239 225H240V224H239ZM244 225H245V224H244ZM250 225H251V224H250ZM256 225H257V223H256ZM18 226H19V225H18ZM21 226H22V225H21ZM58 226H60V225H58ZM118 226L120 227L121 224L118 225ZM118 226H117V227H118ZM162 226L164 227V226H166V224H165V225H162ZM179 226H180V225H179ZM183 226H184V224H183ZM183 226H182V227H183ZM200 226H201V225H200ZM209 226H207L208 229H209ZM218 226H219V225H218ZM223 226H224V224H223ZM257 226H259V225H257ZM19 227H20V226H19ZM22 227H23V226H22ZM25 227H27V226H25ZM56 227H57V226H56ZM66 227H67V226H66ZM68 227H67V228H68ZM124 227H125V226H124ZM124 227L122 226L121 229H123ZM169 227H170V225H169ZM174 227H175V226H174ZM176 227H178V226H176ZM184 227H185V226H184ZM187 227H188V226H187ZM201 227H202V226H201ZM201 227H197V228L195 227L196 230H197L196 232H197L198 234L203 233V236H204V233H208V232H204V230L207 229V228H206V226H205V229L203 228V229H204V230H203ZM212 227H213V226H212ZM225 227H226V226H225ZM241 227H242V225H241ZM260 227L263 228L262 230H264V225H263V227H262V226H260ZM1 228H2V227H1ZM15 228H16V227H15ZM52 228H53V227H52ZM103 228H104V227H103ZM110 228H111V227H110ZM110 228H109V229H110ZM126 228H128V227H126ZM132 228H134V227H132ZM146 228H147V227H146ZM148 228H149V227H148ZM190 228H191V227H190ZM195 228H194V229H195ZM213 228H214V227H213ZM217 228H218V227H216V229H217ZM245 228H246V227H245ZM16 229H17V228H16ZM107 229H106V230H107ZM141 229H142V228H141ZM162 229H163V228H162ZM162 229H161V230H162ZM164 229H165V228H164ZM178 229L180 230L179 227H178ZM182 229H183V228H181V230H182ZM186 229H187V228L185 227V229H183V230H186ZM216 229H210V230L213 231V230H216ZM225 229H226V228H225ZM238 229H240V228H238ZM259 229H260V228H259ZM259 229H258V230H259ZM2 230H4V229L2 228ZM25 230H27V229H25ZM61 230H64V229L61 228ZM61 230H60V231H61ZM68 230H69V228H68ZM145 230H147V229H145ZM161 230H160V231H161ZM169 230H171V229L169 228ZM169 230H166V231H169ZM174 230H175V229H174ZM174 230L172 229V231H174ZM210 230H209V231H210ZM218 230H220V229H218ZM60 231H59V232H60ZM117 231H118V230H117ZM130 231H131V230H130ZM152 231H153V230H152ZM166 231H165V232H166ZM172 231H171V233H172ZM175 231H176V230H175ZM194 231H195V230H193V231L191 230L192 233H193ZM229 231H230V230H229ZM259 231H260V230H259ZM8 232H12V231H9V230H8ZM25 232H26V231H25ZM59 232H57V234H56L57 236H60V234H58ZM113 232H114V231H113ZM122 232H123V231H122ZM176 232H178V230H177ZM181 232H183V231H181ZM181 232H180V233H181ZM188 232H189V231H188ZM256 232H257V230H256ZM21 233H24V232H21ZM110 233H112V230H111V232H109V233H107V234H110ZM116 233H117V232H114V234H116ZM118 233H119V232H118ZM197 233H196V234H197ZM209 233H210V232H209ZM219 233H220V232H219ZM224 233H225V232H224ZM240 233H242V232H240ZM262 233H263V232H262ZM8 234L10 235V233H8ZM12 234H14V232H12ZM61 234H62V233H61ZM83 234H84V233H83ZM102 234H101V235H102ZM119 234H120V233H119ZM119 234H118V235H119ZM123 234H124V233H123ZM123 234H121V236H118V237H121V238H122V235H123ZM127 234H128V233H127ZM166 234H167V233H165V235H166ZM172 234H173V233H172ZM172 234H171V237H172ZM174 234H175V233H174ZM193 234H194V233H193ZM210 234H211V233H210ZM215 234H216V231H215ZM222 234H223V232H222ZM0 235H3V232H2V234H0ZM9 235H7V236H9ZM85 235H86V234H85ZM124 235H126V234H124ZM124 235H123V236H124ZM138 235H139V234H138ZM175 235L177 236V235H180V234H179V232H178V234L176 233ZM175 235H173V237H174ZM184 235H185V234H184ZM189 235H190V234H189ZM189 235H187V236L185 235L184 237L187 238V237H189ZM191 235H192V234H191ZM194 235H195V234H194ZM201 235H202V234H201ZM211 235H212V234H211ZM211 235H210L209 238H212ZM216 235H217V234H216ZM216 235H214V236H215V239L213 238L214 240H216ZM243 235H244V234H243ZM260 235H261V234H260ZM7 236H6V237H7ZM57 236H55V237H57ZM106 236H108V235H106ZM130 236H131V235H130ZM158 236H159V235H158ZM196 236L198 237L199 235H196ZM196 236H195V237H196ZM203 236H202V237L200 236V237L203 238ZM217 236H218V235H217ZM224 236H225V235H224ZM226 236H227V235H226ZM254 236H255V235H254ZM1 237H2V236H1ZM3 237H4V236H3ZM12 237H13V236H12ZM17 237H18V236H17ZM20 237H22V236H20ZM24 237H23V238H24ZM50 237H51V239H50ZM88 237H89V236H88ZM109 237H111V235H110ZM109 237H108V238H109ZM112 237H113V236H112ZM126 237L128 238L129 236H126ZM126 237H124V239H122L123 241L120 240V242L127 243L126 241H124ZM135 237H136V236H135ZM161 237H162V236H161ZM181 237H182V236H181ZM184 237H183V238H184ZM193 237H194V236L192 235V237H190L191 239L188 240V238H187V240L190 242V241L192 240ZM195 237H194V238H195ZM243 237H244L245 239H248V240H245V239H244V242H242L241 240H239L240 242L237 241L239 244L242 243V244H244L245 246H246V244H249V245H255V246H260V248L262 247V248L264 249V239H263L264 236H263V237H262V236H261V237H260V236H259V237H258V236H256V237H250V236H249V238H248V237L246 238L245 235H244ZM243 237H242V239H243ZM10 238H11V237H10ZM13 238H14V237H13ZM93 238H94V237H93ZM101 238H102V237H101ZM108 238H107V239H108ZM113 238H114V237H113ZM194 238H193V239H194ZM206 238H208V235H207ZM1 239H2V238H1ZM19 239H20V238H19ZM34 239H33V240H34ZM64 239H65V238H64ZM77 239H78V238H77ZM91 239H92V238H91ZM139 239H140V238H139ZM172 239H173V238H172ZM176 239H177V238H176ZM196 239H197V238H196ZM198 239H199V238H198ZM204 239H205V237H204ZM8 240H9V239H8ZM25 240H26V239H25ZM69 240H70V239H68V241H69ZM75 240H76V239H75ZM78 240H79V239H78ZM80 240H81V239H80ZM80 240H79V242H80ZM98 240H99V239H98ZM105 240H106V238H105ZM127 240H128V242H129L130 238L127 239ZM159 240H160V239H159ZM162 240H163V239H162ZM169 240H171V239H169ZM179 240H180V241H179ZM179 240H178V242L181 243V239H179ZM183 240H184V239H183ZM185 240H186V239H185ZM187 240H186V241H187ZM202 240H203V239H202ZM225 240H227V239H225ZM233 240H234V239H233ZM14 241H15V240H14ZM16 241H18V240H16ZM16 241H15V242H16ZM22 241H23V240H22ZM65 241H66V240H65ZM65 241H64V240L61 241V242L59 241L58 243H60V244L63 243V242L66 243L67 241H66V242H65ZM96 241H97V240H96ZM108 241H109V240H108ZM131 241H132V240H131ZM192 241H193L194 244H195V241H196V240L194 239V240H192ZM199 241H200V240H199ZM245 241H246V242H245ZM0 242H1V241H0ZM4 242H6V240H5ZM4 242H3V243H4ZM33 242H34V241H33ZM35 242H36V241H35ZM37 242H38V241H37ZM72 242H74V241H72ZM75 242H76V241H75ZM81 242H82V240H81ZM87 242H88V241H87ZM90 242H91V240H90ZM106 242H107V240H106ZM106 242H105V243H106ZM168 242H169V241H168ZM193 242H191V243L193 244ZM216 242H217V241H216ZM10 243H11V242H10ZM10 243H9V244H10ZM12 243H13V242H12ZM20 243H21V242H20ZM20 243H19V244H20ZM23 243H24V242H23ZM30 243H29V244H30ZM38 243H39L38 245H43V244H41V242H38ZM43 243H44V242H43ZM83 243H84V242H83ZM103 243H104V241H103ZM108 243H109V242H108ZM112 243H116V242H112ZM124 243H123V244H124ZM136 243H137V242H136ZM186 243H188V242H186ZM196 243H197V242H196ZM226 243H227V242H226ZM234 243H235V242H234ZM238 243H237V245H239ZM245 243H246V244H245ZM6 244H7V243H6ZM33 244H34V243H33ZM66 244H67V243H66ZM66 244H65V247H66ZM72 244H73V243H72ZM119 244H120V243H119ZM119 244H118V245H119ZM121 244H122V243H121ZM121 244H120L119 246H121ZM127 244H129V243H127ZM149 244H150V243H149ZM156 244H157V243H156ZM188 244H190V243H188ZM188 244H186V248H187V245H188ZM192 244H190V245L193 246ZM215 244H216V243H215ZM7 245H8V244H7ZM25 245H26V243H25ZM25 245L22 246V247H26V246H27V245H26V246H25ZM30 245H31V244H30ZM38 245H37V243H36V246H38ZM44 245H43V247L45 248ZM58 245H59V244H58ZM58 245H57V246H58ZM62 245H63V244H62ZM70 245H71V243H70ZM99 245H100V244H99ZM104 245H105V244H104ZM129 245H130V244H129ZM131 245H133V244H131ZM195 245H196V244H195ZM230 245H231V244H230ZM240 245H241V244H240ZM2 246H3V245H2ZM19 246H21V245H19ZM19 246H16L17 250H18V247H19ZM33 246L36 247L35 245H33ZM57 246H56V247H57ZM68 246H69V245H68ZM73 246H74V244H73ZM82 246H83V248H84V245H83V244H82ZM88 246H89V245H88ZM112 246H113V244H112ZM158 246H159V245H158ZM160 246H161V245H160ZM162 246H163V245H162ZM184 246H185V245H184ZM184 246H183V247H184ZM232 246H233V245H232ZM245 246H242V247H245ZM3 247H4V246H3ZM3 247H1V248H3ZM31 247H32V246H30V248H31ZM43 247H42V248H43ZM58 247H61V246H58ZM80 247H81V245H80L78 248L80 249ZM91 247H92V246H91ZM103 247H104V246H103ZM106 247H108V245L105 246V248H106ZM117 247H118V246H117ZM123 247H124V245H123ZM133 247H134V246H133ZM139 247H140V246H139ZM156 247H157V246H156ZM189 247H190V246H189ZM193 247H195V246H193ZM193 247H191V248H193ZM196 247H199V246L196 245ZM223 247H224V246H223ZM10 248H11V247L9 246V249H8V250H10ZM16 248H14V249H16ZM30 248H27V247H26L25 250H26V249L29 250ZM36 248H37V247H36ZM38 248H40V247H38ZM44 248H43V249H44ZM52 248H51V249H52ZM61 248H63V247H61ZM68 248H69V247H68ZM78 248H77V249H78ZM81 248H82V247H81ZM105 248H104V249H105ZM109 248H110V247H109ZM115 248H116V247H114L113 249L115 250ZM126 248H128V246H127ZM153 248H155V247L153 246ZM161 248H162V247H161ZM178 248H179V247H178ZM191 248H190V249H191ZM256 248H257V247H256ZM11 249H12V248H11ZM32 249H33V248H31V250H32ZM34 249H35V248H34ZM34 249H33V250H34ZM59 249H60V248H59ZM100 249H101V248H100ZM106 249H107V248H106ZM128 249H129V248H128ZM128 249H127V250H128ZM157 249H158V248H157ZM174 249H175V248H174ZM199 249H204V248H199ZM253 249H254V248H253ZM253 249H251V250H253ZM22 250H24V249H22ZM28 250H27V252H28ZM31 250H30V251H31ZM37 250H38V249H37ZM49 250H50V249H49ZM49 250H46V251H49ZM61 250H63V249H61ZM86 250H87V249H86ZM91 250H92V249H91ZM101 250H103V249H101ZM109 250H110V249H109ZM111 250H112V249H111ZM130 250H131V249H129V252H130V253L132 252L131 255H133L132 258H135V259L137 258V259H138V258H140V257H141V258L143 257V254H142L143 252L141 253L140 251H138L139 249H138V250H135V248H134V249H132V251H130ZM158 250H159V249H158ZM177 250H178V249H177ZM188 250H189V248H188ZM195 250H196V248H195ZM197 250H198V249H197ZM205 250H207V249L205 248V249H204V252H206ZM220 250H221V249H220ZM236 250H237V249H236ZM239 250H240V249H239ZM248 250H249V249H248ZM1 251H2V250H1ZM3 251H4V249H3ZM19 251H20V249H19ZM19 251H16V252H14V253H17V252H19ZM34 251H36V250H34ZM55 251L57 252V250H55ZM59 251H60V250H59ZM71 251H73V250H71ZM78 251H79V250H78ZM78 251H77V253H78ZM89 251H90V250H89ZM120 251H121V250H120ZM134 251H135L136 253H134ZM148 251H152V250H148ZM148 251H146V252H148ZM153 251H154V250H153ZM184 251H185V248H184ZM233 251H234V250H233ZM233 251H232V252H233ZM237 251H238V250H237ZM249 251H250V250H249ZM5 252H7V250H6ZM5 252H4V253H5ZM8 252H9V251H8ZM25 252H26V251H25ZM31 252H32V251H31ZM49 252H50V251H49ZM64 252H65V251H64ZM66 252H67V251H66ZM101 252H102V251H101ZM113 252H115V251H110V252L106 251V255H107V256L109 255V256H108L109 258H106V257H105L106 260H105L104 264H113V263L117 264V263H116L117 261H114V259H115V257H116L118 254H116V252H115V253H113ZM122 252H123V251H122ZM124 252H125V251H124ZM129 252H127V253H129ZM155 252H156V251H155ZM157 252H158V251H157ZM176 252H177V251H176ZM188 252H189V251H188ZM193 252L195 253V251H193ZM201 252H203V250H201ZM211 252H214V251H211ZM258 252H259V251H258ZM263 252H264V251H263ZM2 253H3V252H2ZM10 253L12 254V252H10ZM10 253H9V254H10ZM20 253H21V252H20ZM33 253H34V255H36V256H37V254L39 255L38 252H37V254H35V252H33ZM33 253H32V254H33ZM42 253H45V251H42ZM42 253H41V255H42ZM50 253H51V252H50ZM73 253H74V252H73ZM77 253H76V254H77ZM104 253H105V252H104ZM104 253H103V254H104ZM109 253H110V254H109ZM133 253H134V254H133ZM181 253H182V252H181ZM196 253H197V252H196ZM199 253H200V252H199ZM206 253H207V252H206ZM222 253H223V252H222ZM227 253H228V252H227ZM0 254H1V252H0ZM22 254H23V253H22ZM24 254H26V253H24ZM27 254H28V253H27ZM30 254H31V253H29V255H30ZM47 254L49 255L48 252H47ZM53 254H54V253H53ZM69 254L71 255V253H69ZM120 254H121V253H120ZM122 254H124L123 256L126 257V253H122ZM152 254H153V253H152ZM202 254H203V253H202ZM207 254H208V253H207ZM207 254H204V255H207ZM209 254H210V253H209ZM213 254H214V253H213ZM213 254H212V255H213ZM218 254H219V255H218ZM218 254L215 255V256H212V257H211V258H212L211 261L208 260L209 258H208V256H207L208 259H207V258H206V259L209 261L208 264H211V263H214V262H218V261H219L221 264H224L225 261L227 260V259H226V258H227L226 255L223 254V255L225 256V258H224L223 255L220 254V251L218 252ZM240 254H241V253H240ZM248 254H249V253H248ZM251 254H252V252H251ZM1 255H2V254H1ZM16 255H17V254H16ZM148 255H150V253H149ZM148 255H146V256H148ZM154 255L156 256V254H154ZM160 255H161V254H160ZM163 255H164V254H163ZM188 255H189V254H187L186 256H188ZM190 255H191V254H190ZM193 255H194V254H193ZM198 255H199V254H198ZM204 255H203V257H204ZM245 255H247V254H245ZM255 255H256V254H255ZM2 256H3V255H2ZM4 256H6V255H4ZM10 256H11V255H10ZM10 256H8V257H10ZM55 256H56V255H55ZM58 256H59V255H58ZM80 256H81V255H80ZM84 256H85V255H84ZM95 256H96V255H95ZM151 256H152V255H151ZM253 256H254V255H253ZM0 257H1V256H0ZM13 257H14V256H13ZM13 257H12V258H13ZM20 257L22 258V256L19 255L18 258H20ZM26 257H30V256H26ZM26 257L24 256L25 259H26ZM31 257H32V255H31ZM40 257H41V256H39L38 258H40ZM44 257H46V256H44ZM44 257H43V255H42V258H43V259H44ZM66 257H67V256H66ZM71 257L73 258V256H71ZM161 257H162V256H161ZM196 257H197V255H196ZM232 257H234V256L232 255ZM232 257H231V258H232ZM244 257H246V256H244ZM257 257H258V256H257ZM6 258H7V257H6ZM12 258H11V259H12ZM15 258H16V257H15ZM33 258H34V257H33ZM36 258H37V257H36ZM119 258H120V257H119ZM141 258H140V259H141ZM144 258H145V257H144ZM189 258H190V257H189ZM189 258H188V259H189ZM191 258H192V257H191ZM200 258H201V257H200ZM240 258H241V257H240ZM240 258L238 257V259H240ZM258 258H261V257H258ZM3 259H4V257H3ZM25 259L22 258V260H20V261H23V260H25ZM43 259H42V260L40 259V260H41V261H44ZM50 259H51V258H50ZM67 259H68V257H67ZM79 259H80V258H79ZM147 259H148V258H147ZM150 259H151V257H150ZM152 259H154V258H152ZM159 259H160V258H159ZM162 259H163V258H162ZM176 259H177V258H176ZM202 259H203V258H202ZM202 259H201V261H200V262H202V263H200V264H203V261L205 260V259H204V260L202 261ZM228 259H229V258H228ZM261 259H262V258H261ZM5 260H6V259H5ZM8 260H9V258H8ZM30 260H31V259H30ZM32 260H33V259H32ZM35 260H36V259H35ZM52 260H53V259H52ZM52 260H51V261H52ZM65 260H66V259H65ZM84 260H85V259H84ZM125 260H126V259H125ZM131 260H132V259H131ZM156 260H158V259H156ZM195 260H196V258H195ZM232 260H233V259H232ZM235 260H236V259H235ZM14 261L17 262V260H15V259H14ZM14 261H13L12 264L15 263ZM20 261H18V262H20ZM33 261H34V260H33ZM33 261H32V262H33ZM36 261H37V260H36ZM41 261H39L40 263H39V262H37V263L41 264ZM66 261H67V260H66ZM75 261H77V260H75ZM75 261H73V262H75ZM97 261H98V260H97ZM121 261H122V260H120L119 262H121ZM126 261H127V260H126ZM132 261H133V260H132ZM139 261H140V260H139ZM146 261H148V260H145L144 262H146ZM171 261H172V260H171ZM175 261L177 262L178 259L175 260ZM179 261H180V259H179ZM182 261H183V260H182ZM259 261H260V260H259ZM0 262H1V261H0ZM10 262H11V260H10ZM10 262H9V263H10ZM18 262H17V263H18ZM26 262H28V259H27ZM26 262H25V263H26ZM32 262H31V263H32ZM49 262H50V261H49ZM70 262H71V261L68 260V263H70ZM95 262H96V261H95ZM127 262H128V261H127ZM127 262H125V263H127ZM150 262H151V261H148L146 264H148V263H150ZM158 262H159V260H158ZM161 262H162V261H161ZM164 262H165V261H164ZM183 262H184V261H183ZM185 262H186V261H185ZM185 262H184V263H185ZM192 262H193V261H192ZM205 262L207 263L206 260H205ZM232 262L234 263V261H232ZM248 262H249V261H248ZM251 262H252V261H251ZM4 263H5V262H3L2 264H4ZM17 263H16V264H17ZM21 263H22V262H21ZM21 263H20V264H21ZM28 263H29V262H28ZM28 263H27V264H28ZM56 263H57V262H56ZM68 263H67V264H68ZM102 263H103V261H102ZM135 263L137 264V262H135ZM135 263H133V264H135ZM140 263H141V262H140ZM156 263H157V261H156ZM255 263H256V262H255ZM255 263H254V264H255ZM5 264H6V263H5ZM10 264H11V263H10ZM44 264H45V263H44ZM46 264H47V262H46ZM71 264H72V263H71ZM129 264H131V263H129ZM144 264H145V263H144ZM150 264H152V262H151ZM153 264H154V263H153ZM160 264H161V263H160ZM162 264H163V263H162ZM169 264H170V263H169ZM174 264H175V263H174ZM185 264H188V263H185ZM190 264H191V263H190ZM193 264H194V263H193ZM196 264H198V263L196 262ZM216 264H219V263H216ZM227 264H228V263H227ZM247 264H248V263H247ZM260 264H261V263H260Z\"/></svg>", "mask_w": 264, "mask_h": 264}]
</instances>
